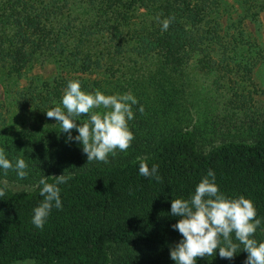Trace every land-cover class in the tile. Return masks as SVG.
<instances>
[{
	"label": "trees",
	"instance_id": "obj_1",
	"mask_svg": "<svg viewBox=\"0 0 264 264\" xmlns=\"http://www.w3.org/2000/svg\"><path fill=\"white\" fill-rule=\"evenodd\" d=\"M231 1L0 0V72L17 83L35 63L55 67L48 78H27L13 95L31 122L4 149L13 164L25 159L33 187L15 191L0 181V264H175L170 250L182 235L172 227L179 217L171 215V201L187 199L209 171L225 195L254 203L261 223L253 238L264 242V133L203 150L196 131L166 122L178 110L177 79L192 59L200 70L222 75L235 66L249 73L264 62V45L246 30L264 13V0ZM150 60L155 69L148 80L125 87L138 100L130 147L107 162L87 161L82 145L68 142L46 112L62 107L69 81L100 91L102 82L117 83L118 73L130 79L126 70ZM85 122L87 115L76 121ZM5 124L0 111V130ZM142 161L158 166L159 180L139 174ZM14 171L0 169V178ZM61 174L71 175L59 185L63 206L53 207L37 229L33 210L44 199L39 181L54 183ZM247 255L239 245L230 260L217 249L196 264H245Z\"/></svg>",
	"mask_w": 264,
	"mask_h": 264
},
{
	"label": "clouds",
	"instance_id": "obj_2",
	"mask_svg": "<svg viewBox=\"0 0 264 264\" xmlns=\"http://www.w3.org/2000/svg\"><path fill=\"white\" fill-rule=\"evenodd\" d=\"M170 20L165 19L162 30L169 28ZM138 100L130 93L111 94L96 90L86 92L81 88L79 80L69 81L61 106L46 112L49 118H55L61 126V132L67 133L68 142H79L87 161L97 160L107 162L109 154L116 151H127L134 135L129 128V122L134 119L132 105ZM105 109L94 112V109ZM140 111H143L142 107ZM81 114H88L87 122L77 124ZM78 135L73 137L72 130ZM28 164L24 158L16 157L15 164L8 158L3 148H0V169L5 173L13 169L19 178L27 175ZM158 166L151 168L147 162L139 165V174L144 177L157 176ZM55 182L48 183L46 177L39 181L40 195L43 201L34 208L32 224L37 229H43L53 207L62 208L61 189L59 185L66 184L71 175L54 176ZM171 215L179 217L172 227L182 235V239L170 250V258L175 264H196L197 257L216 255L222 259H232L239 245L248 253L245 264H264V242L254 239V234L261 221L256 218L254 203L243 195L229 197L220 191L213 171H209L187 198H176L171 201ZM239 244L233 242L232 236ZM221 240L223 246H221Z\"/></svg>",
	"mask_w": 264,
	"mask_h": 264
},
{
	"label": "rangeland",
	"instance_id": "obj_3",
	"mask_svg": "<svg viewBox=\"0 0 264 264\" xmlns=\"http://www.w3.org/2000/svg\"><path fill=\"white\" fill-rule=\"evenodd\" d=\"M246 30L251 40L264 45V13L257 22H247ZM136 66L135 71H125L128 77L132 76L130 79L118 73L117 83L102 82L100 91L106 95L129 93V89L125 88L126 83L146 81L147 75L155 69L152 60L143 66ZM241 68L232 67L222 75L200 70L196 60L192 59L177 79L180 88L178 110L169 114L166 122L196 131L198 144L203 150L231 139L250 142L264 133V62H259L249 73L243 72ZM54 73L55 67L49 62L35 63L17 83L0 72V111L6 118V124L0 130V148L4 149L7 138L17 137L30 126L31 119L24 116L14 102L15 91L23 87L27 78L33 75L48 78ZM115 84L118 86L114 87ZM93 111L103 112L105 109L101 107ZM86 115L81 114V118ZM0 181L15 191L31 190L33 187L25 177L19 178L16 171L11 177L0 178ZM12 264L33 262L27 260Z\"/></svg>",
	"mask_w": 264,
	"mask_h": 264
}]
</instances>
